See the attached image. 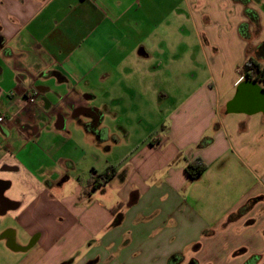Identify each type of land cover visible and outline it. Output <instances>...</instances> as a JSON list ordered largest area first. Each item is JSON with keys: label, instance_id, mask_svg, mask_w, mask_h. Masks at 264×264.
Segmentation results:
<instances>
[{"label": "crops", "instance_id": "crops-1", "mask_svg": "<svg viewBox=\"0 0 264 264\" xmlns=\"http://www.w3.org/2000/svg\"><path fill=\"white\" fill-rule=\"evenodd\" d=\"M249 8L247 43L232 0H0V264H264V113L225 111L264 42V0ZM151 112L168 119L146 134Z\"/></svg>", "mask_w": 264, "mask_h": 264}, {"label": "trees", "instance_id": "trees-1", "mask_svg": "<svg viewBox=\"0 0 264 264\" xmlns=\"http://www.w3.org/2000/svg\"><path fill=\"white\" fill-rule=\"evenodd\" d=\"M235 3H239L243 6L245 22L241 23L238 27L239 36L247 43H250L253 37H257L260 33V24L258 14L249 8L251 0H232ZM253 28V30L251 29ZM261 60H264V42L257 46L248 45L247 47V59L239 68V75L247 81H253L257 84L264 85V64ZM209 143L208 140H202L199 144L200 147H204ZM207 166L200 160L195 159L185 166V173L189 180H196L205 170ZM115 174L114 168H110L103 173L97 174L92 178H89L83 186L82 194L90 195L97 189L104 187ZM253 206V201L248 202L242 207L237 214L231 215L229 221H232L236 216L242 215L247 212ZM181 257L178 255L171 258L167 264H179Z\"/></svg>", "mask_w": 264, "mask_h": 264}, {"label": "rangeland", "instance_id": "rangeland-1", "mask_svg": "<svg viewBox=\"0 0 264 264\" xmlns=\"http://www.w3.org/2000/svg\"><path fill=\"white\" fill-rule=\"evenodd\" d=\"M256 1H259V0H256ZM193 43H194V46H193L194 48H193L192 55H193L194 67H198L197 64H195V63H198V61H201L202 58L200 59V51H199V48L196 47V43L195 42H193ZM178 54L180 55V57H183L184 56V53H182V52L181 53L179 52ZM194 69H193V71L190 70V69H187L186 71H183L182 75H183V78H186L188 80L189 79V76L196 74L198 76V78H194V85H195L199 81V78L200 77H199V74L198 73H195V70ZM166 88L167 89H165V88L164 89H161L160 92H162V93H164V92L169 93L170 92L171 97L168 100H164V101H161L160 102V107H162L164 109L166 107L172 106L176 102L177 97H179V95L176 94V98L174 99V94H172L173 93L172 92L173 90L170 87H167V85H166ZM194 88H195V86H194ZM179 89H180V86L178 85V91H179ZM182 91H185V89L182 90ZM153 96L154 95H151V97H153ZM136 101H137L136 99H132L129 96V97H127V99H123L121 101V103H123V104H126V103L131 104V103H134ZM155 109H157V108H155ZM167 119H168V113L164 114L163 112H160L159 114H156L154 112H151L149 114H146L145 117H142L139 120L142 121L141 128H144V130L146 131V134H150L151 133L150 128H152L154 125L159 126V125L163 124L162 122H167ZM126 120L127 119H125V121ZM129 121L131 123H133L132 125H134V123L136 122V119L134 120V118H132V119H129ZM129 121L127 120L126 122L128 123ZM95 134L97 135L98 133L95 132ZM100 136H101V134H100ZM108 146L112 147L111 144L108 145ZM111 152L112 153H116L117 151L114 150L113 148H111ZM201 239H202V237L200 238V240ZM199 242L201 243L202 241H199ZM199 242L193 241L192 243L187 244V246L186 245H182V244L181 245H178L177 244L176 246H178L180 248L183 247V246H186V248L184 247V253L187 256V255H190L191 252H195V250L193 248H194L195 245H199ZM3 246L5 248L7 246L6 243L4 245L2 244L0 246V248L3 249ZM217 246H218L217 243H215L213 241H207V242H205L203 244V247L204 248L202 250V253L203 254H207V253H209V251H211L213 253L217 249ZM227 250H229V248L227 247V245H225L224 252H228ZM211 262H213V260Z\"/></svg>", "mask_w": 264, "mask_h": 264}, {"label": "water", "instance_id": "water-1", "mask_svg": "<svg viewBox=\"0 0 264 264\" xmlns=\"http://www.w3.org/2000/svg\"><path fill=\"white\" fill-rule=\"evenodd\" d=\"M227 114L253 115L264 113V89L256 82L244 80L236 87L233 98L226 104Z\"/></svg>", "mask_w": 264, "mask_h": 264}, {"label": "built area", "instance_id": "built-area-1", "mask_svg": "<svg viewBox=\"0 0 264 264\" xmlns=\"http://www.w3.org/2000/svg\"><path fill=\"white\" fill-rule=\"evenodd\" d=\"M36 99V95L35 93H31L28 97H27V101L29 103H34ZM4 122V117L0 116V124H2Z\"/></svg>", "mask_w": 264, "mask_h": 264}]
</instances>
